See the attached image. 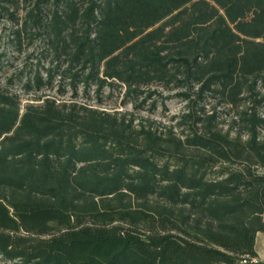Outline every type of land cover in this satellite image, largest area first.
I'll use <instances>...</instances> for the list:
<instances>
[{"label":"trees","instance_id":"trees-1","mask_svg":"<svg viewBox=\"0 0 264 264\" xmlns=\"http://www.w3.org/2000/svg\"><path fill=\"white\" fill-rule=\"evenodd\" d=\"M1 21L46 44L26 92L59 77L73 96L116 84L135 108L152 88L184 102L178 135L0 90L4 260L264 264L251 261L264 231V0H0ZM209 98L235 110L238 131L219 127Z\"/></svg>","mask_w":264,"mask_h":264},{"label":"rangeland","instance_id":"rangeland-1","mask_svg":"<svg viewBox=\"0 0 264 264\" xmlns=\"http://www.w3.org/2000/svg\"><path fill=\"white\" fill-rule=\"evenodd\" d=\"M13 29L12 24L5 21L0 22V90L18 93L23 105L40 94H47L58 100L76 99L109 111L127 112L128 116L134 118L136 125H148L149 122H153V126L159 132H165L171 128L174 133L182 135L183 128L176 125L175 117L184 110V102L176 96V90L166 91L161 88H152L153 94L147 98L141 108L134 107V100L124 102V89L116 84L107 86L100 95L94 91H90L86 95L79 89L77 96H73L68 86H65L61 92L58 86L59 77H57L53 87H44L42 92H26L23 87L26 78L34 72L36 67H40L44 73L45 68L50 64V56L42 54L46 49V44L39 38L30 39L28 35H25L22 36L20 42L15 41L12 36ZM143 97H146V94ZM141 99L137 101L139 102ZM154 101L155 105L152 106ZM212 107L217 110L219 127L223 130L229 129L232 133L238 131L240 125L234 122V109L219 104L217 99L209 98L205 109H213ZM262 113L264 114V110ZM261 135L264 137V131L261 132ZM0 264L14 263L4 260L0 256Z\"/></svg>","mask_w":264,"mask_h":264},{"label":"crops","instance_id":"crops-1","mask_svg":"<svg viewBox=\"0 0 264 264\" xmlns=\"http://www.w3.org/2000/svg\"><path fill=\"white\" fill-rule=\"evenodd\" d=\"M255 250L257 258L264 260V231L258 232L255 238Z\"/></svg>","mask_w":264,"mask_h":264},{"label":"built area","instance_id":"built-area-1","mask_svg":"<svg viewBox=\"0 0 264 264\" xmlns=\"http://www.w3.org/2000/svg\"><path fill=\"white\" fill-rule=\"evenodd\" d=\"M251 261H253V262H257V261H258V258H257V257H252V258H251ZM242 262L246 263V262H247V259L244 258Z\"/></svg>","mask_w":264,"mask_h":264}]
</instances>
